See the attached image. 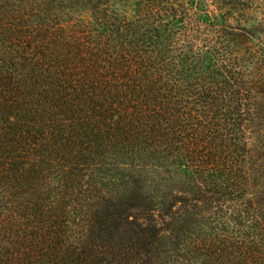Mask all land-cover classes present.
<instances>
[{
    "label": "trees",
    "instance_id": "16d2710c",
    "mask_svg": "<svg viewBox=\"0 0 264 264\" xmlns=\"http://www.w3.org/2000/svg\"><path fill=\"white\" fill-rule=\"evenodd\" d=\"M0 264H264V0H0Z\"/></svg>",
    "mask_w": 264,
    "mask_h": 264
}]
</instances>
